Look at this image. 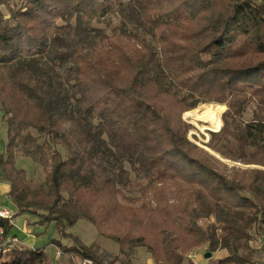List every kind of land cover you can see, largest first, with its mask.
Wrapping results in <instances>:
<instances>
[{"label":"trees","instance_id":"trees-1","mask_svg":"<svg viewBox=\"0 0 264 264\" xmlns=\"http://www.w3.org/2000/svg\"><path fill=\"white\" fill-rule=\"evenodd\" d=\"M114 16L109 35L92 25ZM200 104L229 110L222 123L218 106L207 150L181 120ZM0 112V176L16 209L0 218L3 239L31 215L54 223L60 254L121 261L68 233L85 220L106 228L120 264L137 248L154 264H181L202 247L226 253L215 264H258L264 0H0ZM18 156L43 178L17 168ZM0 264L54 263L16 245Z\"/></svg>","mask_w":264,"mask_h":264},{"label":"rangeland","instance_id":"rangeland-1","mask_svg":"<svg viewBox=\"0 0 264 264\" xmlns=\"http://www.w3.org/2000/svg\"><path fill=\"white\" fill-rule=\"evenodd\" d=\"M20 4V2H17ZM111 23L112 26H116L119 23V19L117 17H111L110 19L106 18L105 23L101 22H93V27H96L98 29H104L106 34H110L111 28L107 27V24ZM99 41L98 39H96ZM104 42H100L98 45L99 49L102 47ZM206 106H216L217 111L219 112L218 106H224V108L221 111L220 117L222 120V115L226 112H229L226 105H214V104H200L195 109L188 111V112H195L197 110H202V108ZM184 112L181 115V120L190 125L191 129L187 133V139L195 144L198 147L206 149L203 144L207 143L209 140L210 134H213L211 132H214L215 125L207 121L205 119H196L186 116V113ZM252 114V106L247 109V111L243 115V121L249 120L251 118ZM223 123V120H222ZM219 129L221 128V125L219 124ZM33 135H37L35 131H32ZM217 135V134H216ZM7 142V134L5 130V124L4 120L2 118V112H0V154L4 152L5 145ZM207 150V149H206ZM63 152V150L61 149ZM230 165H234L228 162H225ZM15 165L19 169H23L29 177H32V174L34 178L41 179L43 178L42 171H32V162L28 158H23L21 156L16 157L15 159ZM0 202H3V205L0 207V209H6L9 210L12 214V216L16 213L15 211H11V207L8 204L7 200L0 195ZM212 220L202 221L200 225L206 226L208 225ZM13 224L10 229L11 235H16V237L22 241L24 244H22L23 247L28 249H40L43 250L49 260L54 264H78L80 262L79 258H77L74 255H67V254H60L59 256L56 255L57 249L55 246L52 245L53 240H59V236L56 231V227L54 223L49 224H33L30 225L29 228H31V236L29 237L25 231H23L24 223L23 218L21 216H17L12 220ZM28 222L32 223L30 220ZM40 223V222H39ZM28 230V229H27ZM68 233L71 235L77 237L84 245L90 247L92 245L95 246L96 253L100 257H106V261L110 262L115 257H119L121 261H117L115 264H120L122 261H124V256L119 255V247L118 245L113 242L112 240L108 239L105 235L108 233L106 228H103L101 230V233L99 234L98 229L91 223L80 220L78 221L73 227L69 228ZM61 242L64 245L71 244L68 240H61ZM69 243V244H68ZM252 248L254 250V259L257 260L258 264H262L264 261V241L262 243L255 242L252 243ZM207 253V250L205 247L202 248H195L193 249L187 256V259L184 260L181 264H215L218 259L223 258L226 253L224 251L212 253V258L207 261L204 259V254ZM193 255L198 256L197 258H193ZM124 264H154L153 259L151 258L150 254L143 248H137L132 256L130 257L128 263Z\"/></svg>","mask_w":264,"mask_h":264},{"label":"crops","instance_id":"crops-1","mask_svg":"<svg viewBox=\"0 0 264 264\" xmlns=\"http://www.w3.org/2000/svg\"><path fill=\"white\" fill-rule=\"evenodd\" d=\"M32 168H33V165H32ZM32 171H33V169H32ZM9 190H10V185L7 182H5L4 180H2L1 176H0V195H2L7 200V202H9L8 204L12 208L11 211H13V212L15 211L16 212V209H15L14 205L10 202V200L8 199V196H7ZM2 205H3V202H0V207ZM22 218H23V223H24L23 231H25L27 233V235L30 237L31 236V228H29V227H30V225H33V224H40L39 223V219L37 217L31 216V215H22ZM28 220H30L32 223L28 222ZM12 224H13V222H11V225ZM8 237L14 239L17 242L16 245L24 244L22 241H20L16 237L15 234L11 235L10 232H9ZM197 257L198 256H196V258ZM262 264H264V261L262 262Z\"/></svg>","mask_w":264,"mask_h":264},{"label":"built area","instance_id":"built-area-1","mask_svg":"<svg viewBox=\"0 0 264 264\" xmlns=\"http://www.w3.org/2000/svg\"><path fill=\"white\" fill-rule=\"evenodd\" d=\"M12 216L11 212L6 209H0V218L2 219H9ZM3 235V228L0 226V257H8L13 248L16 246L17 242L12 238H2ZM56 255L59 256L60 253L57 250ZM193 258L195 259L196 256L193 255ZM79 264H91L90 260H83ZM198 264V263H195Z\"/></svg>","mask_w":264,"mask_h":264},{"label":"bare ground","instance_id":"bare-ground-1","mask_svg":"<svg viewBox=\"0 0 264 264\" xmlns=\"http://www.w3.org/2000/svg\"><path fill=\"white\" fill-rule=\"evenodd\" d=\"M186 116L191 117V118L205 119L207 121H210L215 125L213 129L215 130L214 132H218L220 130L218 128L220 124V119H219L216 106H206L202 108V110H197L195 112H188L186 113Z\"/></svg>","mask_w":264,"mask_h":264},{"label":"water","instance_id":"water-1","mask_svg":"<svg viewBox=\"0 0 264 264\" xmlns=\"http://www.w3.org/2000/svg\"><path fill=\"white\" fill-rule=\"evenodd\" d=\"M211 258H212V253L207 252V253L204 254V259H205V260L208 261V260H210Z\"/></svg>","mask_w":264,"mask_h":264}]
</instances>
